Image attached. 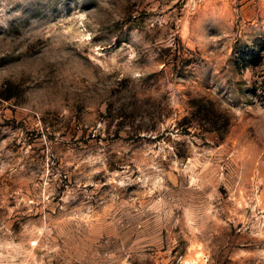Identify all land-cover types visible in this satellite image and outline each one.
<instances>
[{
	"label": "rangeland",
	"instance_id": "rangeland-1",
	"mask_svg": "<svg viewBox=\"0 0 264 264\" xmlns=\"http://www.w3.org/2000/svg\"><path fill=\"white\" fill-rule=\"evenodd\" d=\"M0 264H264V0H0Z\"/></svg>",
	"mask_w": 264,
	"mask_h": 264
}]
</instances>
